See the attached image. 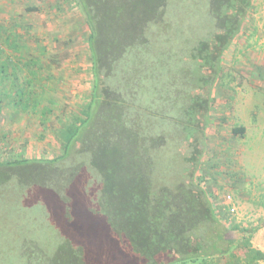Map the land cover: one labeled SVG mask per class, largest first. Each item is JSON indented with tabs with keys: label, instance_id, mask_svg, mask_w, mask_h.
I'll use <instances>...</instances> for the list:
<instances>
[{
	"label": "trees",
	"instance_id": "1",
	"mask_svg": "<svg viewBox=\"0 0 264 264\" xmlns=\"http://www.w3.org/2000/svg\"><path fill=\"white\" fill-rule=\"evenodd\" d=\"M70 1L89 29L91 96L81 118L61 131V156L0 162L16 169L9 177L0 170V178L13 177L48 195L45 212L66 228L52 232L61 238L53 252L25 242L26 264L264 261L251 243L253 232L219 217L195 178L213 88L217 81L226 86L222 77L233 74L223 70V55L242 33L254 0ZM196 24L200 36L193 38ZM176 25L185 28L171 44ZM232 132L242 134L244 128ZM170 141L187 150L188 168L181 181L157 186L154 158ZM23 170L36 174L24 179ZM80 216L89 218L88 232H79Z\"/></svg>",
	"mask_w": 264,
	"mask_h": 264
},
{
	"label": "rangeland",
	"instance_id": "2",
	"mask_svg": "<svg viewBox=\"0 0 264 264\" xmlns=\"http://www.w3.org/2000/svg\"><path fill=\"white\" fill-rule=\"evenodd\" d=\"M259 24L264 25V0H254L242 33L223 55V70L233 74L222 77L226 86L217 81L213 88L207 143L195 177L219 217L247 226L253 235L264 232V87L241 73L246 71V33L250 30L255 40ZM183 28L172 27L171 44ZM196 30L193 38L200 36L197 24ZM88 36L85 19L70 0H0L1 163L42 162L63 154L61 131L81 118L91 96ZM239 127L244 132L234 134ZM187 155L180 142L170 141L154 158L153 183L172 186L181 181ZM0 170L8 177L16 174L13 168ZM24 171L23 177L36 174ZM13 180L0 178V264H26L21 255L25 242L53 252L61 240L53 234L55 228L66 230L53 212H45L48 195ZM79 218V232H88L89 218Z\"/></svg>",
	"mask_w": 264,
	"mask_h": 264
},
{
	"label": "crops",
	"instance_id": "3",
	"mask_svg": "<svg viewBox=\"0 0 264 264\" xmlns=\"http://www.w3.org/2000/svg\"><path fill=\"white\" fill-rule=\"evenodd\" d=\"M249 27V26H248ZM256 30V28H253ZM249 30V29H248ZM259 35L255 40L252 37L251 32L247 31L245 38L246 42H244V46H242L244 54L243 56V64L246 67V71L241 74L246 76L247 81L260 84L264 87V25L259 24ZM257 43H256V42ZM246 50V51H245ZM245 51V52H244ZM260 78L263 79L261 84ZM259 91H263L262 89H258ZM263 94V92H261ZM251 243H253V247L260 250L264 253V232H257V234L253 235ZM259 264H264V261Z\"/></svg>",
	"mask_w": 264,
	"mask_h": 264
}]
</instances>
